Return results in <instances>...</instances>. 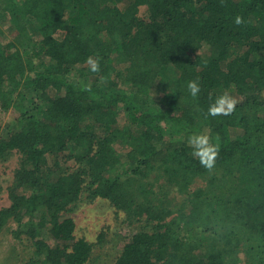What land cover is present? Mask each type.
Returning <instances> with one entry per match:
<instances>
[{"label":"trees","instance_id":"1","mask_svg":"<svg viewBox=\"0 0 264 264\" xmlns=\"http://www.w3.org/2000/svg\"><path fill=\"white\" fill-rule=\"evenodd\" d=\"M219 90L235 110L206 117ZM0 108V233L31 240L25 264H89L67 214L96 199L141 224L113 264H264V0H0Z\"/></svg>","mask_w":264,"mask_h":264},{"label":"rangeland","instance_id":"2","mask_svg":"<svg viewBox=\"0 0 264 264\" xmlns=\"http://www.w3.org/2000/svg\"><path fill=\"white\" fill-rule=\"evenodd\" d=\"M2 31L5 37L11 33L8 30L9 22H5ZM226 91L219 90L218 96ZM238 102L239 97L232 91H227ZM155 96V94H152ZM17 109L2 110L0 108V130L5 137L6 128L12 125L18 117ZM120 121V125H122ZM19 155L13 154L6 162L0 161V209L10 205L8 188L13 182L14 173L18 167ZM172 196V194H171ZM177 196V195H176ZM180 197V196H179ZM68 217L75 223V236L84 238L95 245L91 262L89 264H113L122 247L128 239L138 230L140 223L128 225L124 221V214L117 212L106 200L82 201ZM15 224L10 223L0 233V264H25L33 257V245L24 234L16 238L12 234ZM24 230V228L22 229ZM21 230V231H22ZM42 239H47L45 234ZM101 238V243L98 240ZM244 264V262L240 263Z\"/></svg>","mask_w":264,"mask_h":264},{"label":"clouds","instance_id":"3","mask_svg":"<svg viewBox=\"0 0 264 264\" xmlns=\"http://www.w3.org/2000/svg\"><path fill=\"white\" fill-rule=\"evenodd\" d=\"M234 23L240 25L244 23V19L241 16H236L234 18ZM87 63L91 66L90 70L92 72H98L100 70L99 59L88 57ZM187 91L190 96L195 99L198 97L201 87L196 80H190L187 83ZM237 101L229 93L224 94L215 98L207 108L206 117H227L233 113L235 110ZM188 144L191 147L192 155L197 157L200 165L206 169H211L216 161V157L219 152L218 142H213V138L204 133H194L189 136Z\"/></svg>","mask_w":264,"mask_h":264}]
</instances>
